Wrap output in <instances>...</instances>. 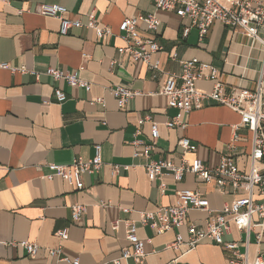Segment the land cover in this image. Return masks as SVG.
<instances>
[{
  "label": "crops",
  "instance_id": "obj_1",
  "mask_svg": "<svg viewBox=\"0 0 264 264\" xmlns=\"http://www.w3.org/2000/svg\"><path fill=\"white\" fill-rule=\"evenodd\" d=\"M45 4L64 6L66 18L84 25L94 13L99 25L112 30L113 35L100 39L95 30L83 27L61 36L59 21L38 13ZM149 14L162 22L157 41L163 50L153 58L160 61L166 74L180 75L185 61L199 59L221 72L226 92L235 87L255 88L260 54L255 51L246 59L249 41L245 37L216 24L203 42L196 30L185 39L181 20L157 10L152 0H0V264H69L50 254L57 249L62 259H79L80 264H113L129 247L127 221L137 224L140 239H150L145 244L147 264H234L233 254L212 241H203L193 249L176 245L178 235L188 241L187 227L158 234L140 222L141 213L175 205L179 191L201 192L217 212L248 195L231 186L222 194L192 174L179 183L172 175L150 182L144 168L147 160L134 158L132 142L137 130L139 139L149 142L152 138L151 123L139 125L146 117L158 124L160 132L153 160L170 159L180 166L184 154L178 142L187 138L198 149L185 159L197 158L209 169L219 166L234 127L241 124L238 113L216 103L189 114L169 108L167 98L161 95L165 76L154 79L145 64L123 54L120 24ZM171 54L177 57L172 59ZM112 61L118 62L117 67H110ZM82 66L85 69L80 77L92 85L90 92L45 74L50 68L75 72ZM242 66H247V73ZM15 69L28 72H13ZM117 86L141 95L121 108L110 93ZM197 87L210 92L213 83L203 80ZM56 88L68 95L62 105L54 101ZM177 117L188 127L167 129L166 123ZM239 133L241 154L236 166L240 174H247L252 133L244 128ZM97 145L102 146L104 165L97 173L84 175L85 190L78 191L61 177L45 179L55 173L52 165H70L75 159L90 161ZM114 166L129 169L115 174ZM76 205L85 211L75 222L72 207ZM207 218L205 211H192L188 221L204 225ZM63 230L68 232L65 240L57 236ZM245 238V233L233 226L224 241L239 243L243 253ZM22 242L37 245L38 254L29 257L20 246ZM251 242V257L259 250L264 259V236L258 246L254 234ZM124 264L135 263L129 260Z\"/></svg>",
  "mask_w": 264,
  "mask_h": 264
},
{
  "label": "built area",
  "instance_id": "obj_2",
  "mask_svg": "<svg viewBox=\"0 0 264 264\" xmlns=\"http://www.w3.org/2000/svg\"><path fill=\"white\" fill-rule=\"evenodd\" d=\"M156 9L166 13L175 14L182 24V36L187 39L192 30L198 32L199 42L207 39L211 28L216 24L224 25L233 30L234 35H241L249 41L248 55L251 59L255 51L259 52L261 70L253 90L244 87H235L231 92H226L222 81L221 72L211 63L192 59L183 63V72L180 75L166 74L161 70V63L153 57L163 48L159 45L158 32L162 25L161 20L154 14L140 15L125 19L119 26L118 37L125 43L123 54L129 55L133 62H142L152 72L154 79L164 75L161 95L168 100L171 109L179 110L185 114L198 111L211 103L227 107L238 113L241 124L234 127V135L227 146L226 153L222 154L220 164L215 169H209L199 159L188 161L185 155L196 153L197 145L191 140L182 138L178 145L183 150L184 156L180 166L174 165L170 160H153L152 154L156 150L160 138L159 126L146 117L139 121V125L151 123L152 138L149 142L139 139L141 132L137 130L134 146V158H145L144 165L150 182H155L166 175H172L176 182H182L186 174L194 175L198 180L214 185L222 194L228 192V186L235 191L241 189L248 193L246 198L235 199L229 206L221 211H213L207 197L199 191H179L176 193L175 205L164 207L156 212H144L140 215V222L156 230L158 234L166 233L174 228L187 227L189 239L184 241L181 235L177 236L176 245L185 244L191 249L203 241H212L221 244L233 254V263L264 264L263 254L257 250L251 257V237L254 234L257 246L262 243L264 236V0H152ZM68 10L61 5H41L38 13L42 16L53 18L60 23V35L68 36L73 29L83 27L96 31L100 39L111 37L112 30L99 25L94 13L88 15V23L84 25L80 20L66 18ZM144 25V29L141 28ZM172 59L177 57L171 54ZM118 62L112 61L110 67H117ZM247 73V66H242ZM82 66L78 71H62L61 69H48L46 75L54 81H65L69 86H77L90 92L92 85L80 77ZM17 73H26V69L12 70ZM38 76L37 73L32 72ZM213 83V89L208 92L197 87L199 81ZM110 93L117 100L118 105L124 108L127 103L141 94L124 87H113ZM54 101L60 105L68 100V95L60 88L54 91ZM185 130L188 126L181 118H174L166 123V128ZM247 129L252 133L250 168L247 174H240L236 166V158L241 153L240 129ZM104 165L102 146H95V156L90 161L75 159L70 165H52L53 175L45 177L51 181L54 177H61L73 185L78 191L85 190L84 175L95 174ZM129 167L114 166L113 172L119 173ZM162 193L166 191L164 185L160 187ZM256 197L261 200L257 201ZM84 207H72V217L76 222L84 214ZM192 211H205L208 218L204 225L189 222L188 216ZM123 212L129 213V209ZM233 226L246 235L242 246L245 251H239L237 242H225V236L232 233ZM57 236L63 240L68 238L67 230L59 231ZM126 239L129 247L121 251L120 256L113 264H124L132 260L135 264H147L148 254L145 251L146 242L138 236L137 224L126 222ZM29 257H35L39 247L29 242H22ZM50 254L69 264H80L79 259L70 260L63 258L61 250H51Z\"/></svg>",
  "mask_w": 264,
  "mask_h": 264
}]
</instances>
